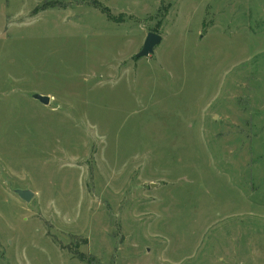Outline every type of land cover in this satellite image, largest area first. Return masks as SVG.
I'll list each match as a JSON object with an SVG mask.
<instances>
[{"label": "rangeland", "instance_id": "obj_1", "mask_svg": "<svg viewBox=\"0 0 264 264\" xmlns=\"http://www.w3.org/2000/svg\"><path fill=\"white\" fill-rule=\"evenodd\" d=\"M0 264H264V0H0Z\"/></svg>", "mask_w": 264, "mask_h": 264}, {"label": "water", "instance_id": "obj_2", "mask_svg": "<svg viewBox=\"0 0 264 264\" xmlns=\"http://www.w3.org/2000/svg\"><path fill=\"white\" fill-rule=\"evenodd\" d=\"M162 40H163V37L161 34L157 32H153V31L149 32L145 39L143 48L135 56L137 58H142V57H147V56L154 54L156 47L162 42ZM33 97L45 105H49L51 103V97L48 95L34 93ZM15 192L19 195V197H21L22 199L26 201H30L34 196V192L31 191L30 189L18 188V189H15Z\"/></svg>", "mask_w": 264, "mask_h": 264}, {"label": "trees", "instance_id": "obj_3", "mask_svg": "<svg viewBox=\"0 0 264 264\" xmlns=\"http://www.w3.org/2000/svg\"><path fill=\"white\" fill-rule=\"evenodd\" d=\"M136 57V56H135ZM137 58V57H136Z\"/></svg>", "mask_w": 264, "mask_h": 264}]
</instances>
